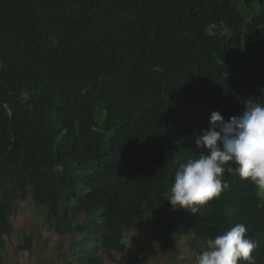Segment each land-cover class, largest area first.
Here are the masks:
<instances>
[{"label": "trees", "instance_id": "obj_1", "mask_svg": "<svg viewBox=\"0 0 264 264\" xmlns=\"http://www.w3.org/2000/svg\"><path fill=\"white\" fill-rule=\"evenodd\" d=\"M249 102L264 104V5L247 15L231 0H0V250L30 200L47 226L68 228L64 264H136L152 245L127 246L130 231L172 241L164 193L201 154L210 114L227 121ZM222 181L218 197L185 210L182 233L207 240L243 223L264 264V198L234 172Z\"/></svg>", "mask_w": 264, "mask_h": 264}, {"label": "clouds", "instance_id": "obj_2", "mask_svg": "<svg viewBox=\"0 0 264 264\" xmlns=\"http://www.w3.org/2000/svg\"><path fill=\"white\" fill-rule=\"evenodd\" d=\"M22 99H27L26 93ZM195 146L202 150L201 154L176 169L171 186L164 193L173 210L197 213L198 206L207 204L228 187L222 181L226 170L241 180H250L264 194V104L249 102L240 115L227 121L220 112L213 111L208 128L196 138ZM54 171H63V165L58 163ZM247 232L245 224L237 223L209 238L205 250L195 256L194 264H255L252 253L258 243Z\"/></svg>", "mask_w": 264, "mask_h": 264}, {"label": "rangeland", "instance_id": "obj_3", "mask_svg": "<svg viewBox=\"0 0 264 264\" xmlns=\"http://www.w3.org/2000/svg\"><path fill=\"white\" fill-rule=\"evenodd\" d=\"M234 7L252 15L261 9L264 3L245 5L241 0H231ZM209 32L214 35H229L228 27L212 25ZM98 112L100 109H98ZM100 118V114H98ZM260 192V191H259ZM260 195L264 198V194ZM177 228L171 235L170 242L164 231L156 228L130 231L127 233L125 243L127 246L138 249L149 243L137 258L136 264H194L195 256L205 250L206 241L197 237L195 232L183 234L182 226L189 224L190 220L184 209L177 208ZM83 217L72 219V225L83 221ZM43 208L33 204L30 200L20 206L19 211L11 217L14 231L6 237L5 248L1 249L4 258L3 264H40L50 262L64 264L72 255L68 252L70 233L64 229L63 220L55 219L51 226L44 223ZM53 221V220H52ZM28 234L35 236L33 249L28 251L21 248ZM111 264V262L109 263Z\"/></svg>", "mask_w": 264, "mask_h": 264}]
</instances>
